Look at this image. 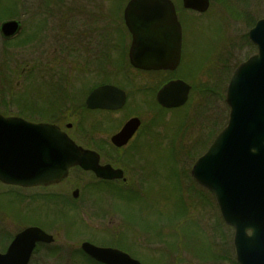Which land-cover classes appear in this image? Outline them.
Returning <instances> with one entry per match:
<instances>
[{
    "label": "rangeland",
    "instance_id": "obj_1",
    "mask_svg": "<svg viewBox=\"0 0 264 264\" xmlns=\"http://www.w3.org/2000/svg\"><path fill=\"white\" fill-rule=\"evenodd\" d=\"M47 1L0 0L5 17L14 14L22 24L15 38L0 36V114L25 118L23 115L36 114L34 120L72 124L84 133L78 142L91 147L106 141L125 113L136 112L142 115L143 127L134 143L141 142L142 147L128 161L119 158L123 153L102 151L107 161L126 169L133 192L129 195L120 191V185L101 187L93 175L83 171L70 174L59 188L63 193L69 191L62 197L0 184V252L15 233L38 225L53 236L54 243L39 246L29 264H90L79 252L85 240L122 245L117 246L141 264H235L232 229L222 222L207 194L209 207H205L200 195L205 192L195 188L188 173L214 132L224 125L227 79L236 64L255 51L244 35L256 20L264 18V0H211L202 14L186 11L181 0H172L183 34L182 63L175 76L192 86L188 103L176 110L159 109L153 91L171 74L147 73L134 77L135 87L126 88L127 105L111 115L74 110L80 104L73 95L79 89L77 79L87 75L76 71L81 54L62 49L63 34L68 32L66 20L72 24L70 30H75L88 15L82 12L93 10V0H63L64 5L57 4L59 8H46ZM40 25L41 34L29 42L28 36ZM94 65L91 61L92 68ZM47 66H52L51 75ZM62 71L69 74L65 76L68 99L60 92L53 97L49 91L52 77L64 78L59 74ZM219 72L225 75L220 77ZM212 86L216 92L208 99L206 93ZM171 143L179 145L177 154L175 149L170 151ZM177 167L184 177L177 175ZM74 184L80 188L75 199L70 191Z\"/></svg>",
    "mask_w": 264,
    "mask_h": 264
},
{
    "label": "water",
    "instance_id": "obj_2",
    "mask_svg": "<svg viewBox=\"0 0 264 264\" xmlns=\"http://www.w3.org/2000/svg\"><path fill=\"white\" fill-rule=\"evenodd\" d=\"M184 8L204 12L209 0H182ZM132 40L130 63L140 69L173 70L180 58L181 26L171 0H129L124 9ZM19 22L0 24L4 39L19 32ZM257 51L234 70L226 88L229 107L226 126L191 168L193 178L208 189L221 219L233 229L232 246L239 264H264V19L248 32ZM189 86L181 80L163 85L156 93L163 107L182 105ZM125 94L103 85L88 95V108H120ZM139 125L129 119L111 142L124 145ZM72 166L91 170L103 179L122 177L120 169L100 166L98 155L74 144L56 125L32 122L0 114V182L33 187L48 185L66 176ZM76 192L73 196L76 197ZM52 235L36 226L16 233L0 264H28L38 242L52 243ZM89 257L103 264H141L116 248L84 241L80 245Z\"/></svg>",
    "mask_w": 264,
    "mask_h": 264
},
{
    "label": "flooded vegetation",
    "instance_id": "obj_3",
    "mask_svg": "<svg viewBox=\"0 0 264 264\" xmlns=\"http://www.w3.org/2000/svg\"><path fill=\"white\" fill-rule=\"evenodd\" d=\"M211 1V0H210ZM128 0H93V10L86 12H82L84 14H88L79 22V24L76 25L75 30H70L69 25H72L71 23L69 24L70 20H66V24L68 25L67 31L71 32L73 34H66L64 35V39L62 41L63 47L62 49L64 51H67L68 53L72 52L73 53L77 50L78 53L81 54V60L78 59L80 63H78V68H76V71L81 74L87 75L86 78H79L77 79L78 85L77 87L79 88L74 92L73 95L79 97L80 104L79 106H75L74 110L79 108L83 113L87 114H93L94 112H98L101 114L105 115H111L116 112L122 111L125 106L128 103L129 100V93L127 92V87L130 86V88L135 87L136 81H134L135 76H143L145 74H156V73H167L172 75L170 76L172 79L179 78L178 76L174 77L172 71H163V70H158V71H144L140 69H136L133 66L130 65L127 57L129 45H130V34L128 30L126 29V26L124 24L123 20V10L126 5ZM107 3V4H106ZM72 11L71 8H68V12ZM85 19V20H84ZM76 31V34H75ZM46 33V32H45ZM33 47V50L36 49V46H31ZM182 45H181V57H180V62L179 65L176 67L175 70L179 68V66L182 63ZM87 55V56H86ZM91 61L95 62L96 65L92 68L91 66ZM51 64V63H49ZM50 71H48L47 74L51 75L52 72V66H47ZM36 70V63L35 61L30 65V73H32V76H34V72ZM179 71V70H178ZM69 72V69H68ZM175 72V71H174ZM59 72H56L54 74H57ZM59 74H62L64 78H53L50 80L51 84L49 83L50 86V93L53 95H56V93L60 92L61 97H70L69 94H66V90L68 91L69 87V80L66 82L67 75H69L67 72L62 71ZM58 74V75H59ZM168 80H163L159 83V87L166 83ZM49 82V81H47ZM101 85H113L116 86L120 89H122L125 94H126V100L124 105L118 109V110H106V109H89L86 107V98L89 95V93L96 87L101 86ZM191 85V84H190ZM56 92V93H55ZM152 96V95H151ZM189 96V95H188ZM189 98V97H188ZM68 99V98H67ZM65 101V100H64ZM78 110V109H77ZM170 110V109H168ZM132 117H138L140 120L138 128L135 130L131 138L128 140V142L121 147H117L114 144L110 143L109 139L110 137L116 133L122 125L130 118ZM142 115L139 113H125V116L119 120L117 127L113 129L112 132H110L109 136L107 137L106 141L97 143V146H91L89 147L88 144L78 142L79 138H84V133L82 129H76L72 124L68 125L69 123H66L64 126H60L61 130L66 133V135L72 139L77 145H80L84 148L94 150L98 153V158H99V164L100 165H105L108 164L114 169H120L122 171L123 177L121 179H113V180H102V179H97L92 172L89 171H83V172H88L93 177L97 180L98 184L101 187H112L115 189L116 186L120 185L121 187L118 186L121 192L125 193L126 195H129L132 192L130 190V187H128V182H127V177H126V169L123 168L122 166L118 165L119 163L115 162H109L107 161L104 157L105 154L102 153V151L107 152V150L114 151L118 153V155L123 153L122 156H119L120 159L123 160V158H126L125 160L128 161L129 157L134 154L135 151L141 149L142 143H134L135 140L140 136L142 133V127H143V122H142ZM60 124V123H59ZM105 140V139H103ZM108 140V141H107ZM81 143V144H80ZM175 145V146H174ZM170 151L172 149H175V154L178 153L179 145L178 144H170ZM174 147V148H173ZM176 157V155H175ZM117 158V161H120V159ZM132 158V157H131ZM177 160V158H174ZM179 163V160H177ZM180 166V165H178ZM73 171H82L78 167H73L69 169L67 176L60 180L57 183L48 185V186H38L34 187L35 189L41 190L43 195H51L54 197H62L60 196L61 194L67 195L65 193H68L69 191H64L65 193L61 192L60 189H62L63 185L67 182L68 178L70 177V174ZM177 175H179L181 178L182 176L184 177L183 172H181L178 167H177ZM189 178L195 188L199 187L205 192V196L203 193H200L201 196H203V204L205 207H209V201H208V196L211 195L208 194L205 189L200 187L199 185L195 184L191 175H190V170H189ZM180 178V179H181ZM184 188L187 192H189L186 189V183L184 181ZM60 188V189H59ZM127 188V189H125ZM60 191V192H59ZM71 191V196L73 194V191H77V196L79 194L80 188L76 184L72 186ZM208 196H207V195ZM207 196V197H206ZM212 199V198H211ZM102 245V244H100ZM119 246V244H117ZM117 245H105L106 247H114L117 248L123 252H127V250H124L122 248V245L119 247ZM129 254V253H128ZM131 257H133L131 254H129ZM135 258V257H133Z\"/></svg>",
    "mask_w": 264,
    "mask_h": 264
},
{
    "label": "trees",
    "instance_id": "obj_4",
    "mask_svg": "<svg viewBox=\"0 0 264 264\" xmlns=\"http://www.w3.org/2000/svg\"><path fill=\"white\" fill-rule=\"evenodd\" d=\"M57 1H59L60 2V0H57ZM57 1H55L56 2V4H57ZM3 8H4V6H2V7H0V15H2V14H4V10H3ZM0 17H4V16H0ZM7 17H12V18H14L15 17V15L14 14H12V16H8L7 15ZM28 37H30V36H28ZM244 38L247 40V36L246 35H244ZM4 114H6V113H4ZM38 114L39 115H42V117H44L45 115H44V113H43V111H41V112H39L38 111ZM36 115V114H35ZM35 115H32L31 114V116L30 115H23V116H26V117H28V118H30V119H34L35 117ZM46 117V116H45ZM49 121H51V120H49ZM2 250H4L5 249V247H2L1 248ZM37 249H38V247H37ZM36 249V250H37ZM79 252H80V254L90 263V264H99V263H96V262H94L93 260H91L90 258H88L81 250H79Z\"/></svg>",
    "mask_w": 264,
    "mask_h": 264
}]
</instances>
